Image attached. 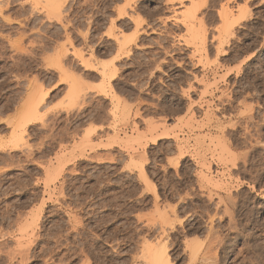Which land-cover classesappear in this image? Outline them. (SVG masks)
I'll return each instance as SVG.
<instances>
[{
    "label": "rangeland",
    "instance_id": "1",
    "mask_svg": "<svg viewBox=\"0 0 264 264\" xmlns=\"http://www.w3.org/2000/svg\"><path fill=\"white\" fill-rule=\"evenodd\" d=\"M61 1L0 13V264H264V0Z\"/></svg>",
    "mask_w": 264,
    "mask_h": 264
},
{
    "label": "bare ground",
    "instance_id": "2",
    "mask_svg": "<svg viewBox=\"0 0 264 264\" xmlns=\"http://www.w3.org/2000/svg\"><path fill=\"white\" fill-rule=\"evenodd\" d=\"M58 1H60V0H58ZM57 0H31V2L33 3V4H37V6H38V4H43L42 6L43 7H45L48 11H50L51 12V14L52 15H55V12H58L60 9H61V4H62V2L63 1H61V3L60 2H58ZM168 1H170V0H168ZM173 1V0H172ZM179 1V0H178ZM180 1H182V0H180ZM228 1V0H227ZM247 1V0H246ZM249 1H251V0H249ZM4 2H7V3H9V0H0V13L2 12V10H3V6H4ZM174 2H175V0H174ZM183 2V1H182ZM192 2V1H191ZM197 0H195V5H194V9L193 8H191V9H193L195 12H197L198 10H199V5H197ZM4 3V4H3ZM199 3V2H198ZM202 3V2H201ZM201 3H200V5H201ZM249 3V2H248ZM262 3V2H261ZM193 4H194V2H193ZM11 5V4H10ZM34 5V6H35ZM181 5V4H180ZM196 6V7H195ZM246 6V5H245ZM264 6V5H263ZM201 7H202V5H201ZM224 7V6H223ZM60 8V9H59ZM35 9V8H34ZM38 9V8H37ZM43 9V8H42ZM59 9V10H58ZM200 9H202V8H200ZM231 9H232V7H231ZM236 9H238L237 11H238V13H236V14H234L235 12H233V10L232 11H229V10H227V8H226V10H225V7H224V10L225 11H223V14L221 15V10L219 11V15H220V18L222 19L223 18V25L225 24L226 26V29L228 28V30H226L227 31V34H228V31L229 30H231V29H229L230 27H232L235 23H238V22H240V21H242L243 19H245L246 17H247V13H248V10H249V8H247V7H242V8H240V6H239V8L237 7ZM54 10V11H53ZM61 11V10H60ZM124 11V10H123ZM178 11V10H177ZM176 11V12H177ZM236 11V10H235ZM50 12H49V14H50ZM120 12V11H119ZM59 13V15H61L60 14V12H58ZM126 13V12H125ZM187 14L189 13V12H186ZM48 14V13H47ZM50 14V15H51ZM193 14H194V12H193ZM51 15V16H52ZM58 15V14H57ZM56 15V17H58ZM126 15V14H125ZM189 15L191 16V13H189ZM189 15H187V17L189 16ZM122 16V15H121ZM195 16V15H194ZM223 16V17H222ZM50 17V16H49ZM186 17V18H187ZM196 17V16H195ZM195 17H192L193 19L195 18ZM9 18V17H8ZM59 18V17H58ZM196 20H198V19H196ZM191 21V20H190ZM189 21V22H190ZM193 21V20H192ZM199 21H202L201 19L199 20ZM191 23H193V22H191ZM202 23V22H201ZM198 24H200V22H198ZM194 25V24H193ZM245 25V24H244ZM192 26V25H191ZM201 27V25L200 26H197V30L196 29H194L195 30V33H193V36L195 37V39H197V41H199L198 43H199V45H197L198 47H204L203 45V43L205 42L204 41V39H205V37H204V35H203V33H205V32H203L204 30L202 29V28H200ZM199 28H200V30H202V32L203 33H201L200 32V30H199ZM190 29H191V27H190ZM191 31V30H190ZM192 32V31H191ZM224 33H225V30H224ZM219 35H218V37H220V32L218 33ZM121 39V38H120ZM119 40V39H118ZM130 40V39H129ZM227 40V39H226ZM124 42L126 41L125 39L123 40ZM197 41H195V42H197ZM191 42H192V40H191ZM120 43V42H119ZM193 43V42H192ZM222 43V42H221ZM123 44V43H122ZM126 45V44H125ZM120 46H122V45H120ZM220 46H221V44H220ZM210 47V46H209ZM123 49H124V47H122ZM196 49V48H195ZM205 49H207V48H205ZM199 51H200V49H198ZM195 51H197V50H195ZM201 51H202V49H201ZM200 51V52H201ZM206 51V50H205ZM218 51V50H217ZM191 52H193V51H191ZM195 53V52H194ZM193 53V54H194ZM199 53V52H198ZM207 53V52H206ZM195 55V54H194ZM217 55V54H216ZM207 56V55H206ZM200 57H201V55H200ZM199 57V58H200ZM197 58V60H198V57H196ZM201 59V58H200ZM206 59V58H205ZM205 61H207V60H205ZM201 62V61H200ZM197 63H199L198 61H197ZM206 64H207V62H206ZM205 66V65H204ZM231 71V70H230ZM227 75V74H226ZM73 85V86H72ZM76 85V84H75ZM75 85H74V83L73 84H71V90L69 89V93H71V95L69 94V96H72L74 99H75V97H76V95H77V93H76V91H75V89H76V87H75ZM79 89V88H78ZM72 91V92H71ZM78 91V90H77ZM34 93H36V92H34ZM76 94V95H75ZM31 95H32V92H31ZM75 96V97H74ZM31 97V96H30ZM34 97V96H33ZM33 97H31V98H33ZM77 98V97H76ZM28 99V98H27ZM38 99H40L41 101L43 100L42 99V96L40 97L39 96V98H37V100ZM71 99V98H70ZM73 99V100H74ZM72 100V99H71ZM27 100L25 99V103H27L26 102ZM32 101V100H31ZM36 102V104H39L40 102H39V100L38 101H35ZM37 102H39V103H37ZM28 103H29V100H28ZM36 104H35V107H36ZM24 106V105H23ZM28 107V106H27ZM33 107V106H32ZM27 109V108H26ZM25 109V110H26ZM29 109H30V107H29ZM250 109V108H249ZM24 110V111H25ZM35 110V111H34ZM38 110V107H37V109H34V108H32V111H34L33 113H32V111H30V113H32L33 114V116H30V113H29V115H27V119L28 118H32V117H34L35 115H34V113L36 112ZM27 111H28V109H27ZM26 111V112H27ZM250 111V110H249ZM39 112V111H38ZM247 112V111H246ZM251 112V111H250ZM249 112V113H250ZM37 113V112H36ZM38 114V113H37ZM22 115V114H21ZM25 115V114H24ZM22 118H24V117H22ZM30 118V119H31ZM27 119H22V120H24V121H26L27 122ZM250 121V120H249ZM260 122V121H259ZM14 124V123H13ZM17 125V124H16ZM15 125V126H16ZM21 125V126H20ZM22 125H23V123H21L20 124V122L18 123V125L16 126V127H12L13 128V131L15 132V134L14 135H16L17 137H15V139H18L19 137H21L22 136V133H23V131H21L20 130V128L19 127H22ZM23 128V127H22ZM249 128V127H248ZM12 130V129H11ZM23 130V129H22ZM248 131H250V130H248ZM258 131V130H257ZM25 132V131H24ZM248 133V132H247ZM249 134V133H248ZM260 134V133H259ZM250 135V134H249ZM254 135V134H253ZM258 136V135H257ZM250 137V136H249ZM14 139V138H13ZM18 140H20V141H23V138L21 137V139L19 138ZM15 141H17V140H15ZM12 142V141H11ZM257 143H258V141H257ZM23 144V143H22ZM24 146H25V144H23ZM6 147V146H5ZM12 149V148H11ZM235 160H233L232 162L233 163H235L234 162ZM234 166H235V164H234ZM210 198V197H209ZM211 200V199H210ZM221 201H223L222 200V198L220 199ZM231 202V201H230ZM229 202V203H230ZM219 205V204H218ZM217 207V206H216ZM215 209V208H214ZM206 210V209H205ZM225 210V209H224ZM228 210V209H227ZM218 213H220V212H218ZM218 213H216L215 215H217ZM225 213V212H224ZM230 213H232V212H230ZM230 213H229V215H230ZM214 214V213H213ZM212 216V215H211ZM172 217V216H171ZM213 217V216H212ZM211 217V218H212ZM217 217V216H216ZM223 217V216H222ZM167 218V217H166ZM170 218V217H169ZM168 218V219H169ZM215 218V217H214ZM218 218H221V216L220 217H218ZM248 218V217H247ZM171 219H173V218H171ZM170 219V220H171ZM210 219V218H209ZM213 219V218H212ZM165 220V219H164ZM167 220V219H166ZM166 220L164 221V222H166ZM170 220H169V222H170ZM211 220V219H210ZM209 220V221H210ZM220 220V219H219ZM174 221V220H173ZM208 221V220H207ZM215 221V220H214ZM150 222V221H149ZM179 222V221H178ZM148 223V222H147ZM164 224V223H163ZM180 225V224H179ZM210 225V224H209ZM147 226H149V225H147ZM172 226V225H171ZM214 226V225H213ZM213 226H212V223H211V226H210V228H208L209 230V232L208 233H210L211 232V234L213 233L212 231H213ZM177 227V226H176ZM193 227V226H192ZM221 227V226H220ZM154 228V227H153ZM174 228V227H173ZM197 228V227H196ZM215 228V227H214ZM219 228V227H218ZM151 229V228H150ZM158 229V228H157ZM86 230V229H85ZM149 230V229H148ZM149 232V231H148ZM166 232V231H165ZM216 232V231H215ZM162 233V232H161ZM207 233V232H206ZM217 234V233H216ZM155 236V235H154ZM212 236V235H211ZM215 236V235H214ZM157 238V237H156ZM216 238V236L213 238V239H215ZM106 239V238H105ZM186 239V238H185ZM211 239V238H210ZM143 240H144V238H143ZM219 240V239H218ZM222 240V239H221ZM189 241L190 240H188V244H189ZM200 241V240H199ZM195 242H198V240H196ZM211 242H212V240H211ZM215 242V241H214ZM187 243V242H186ZM190 243H191V241H190ZM199 243V246L202 244V243H200V242H198ZM198 243H192V244H190V255H191V259L192 260H190V261H192V263L196 260V259H198V256H199V252H200V248H199V246H198ZM143 244V243H142ZM145 244H146V242H145ZM188 244H186L187 246H189ZM208 244V243H207ZM210 244V243H209ZM186 245H185V247H186ZM213 245V244H212ZM254 245V244H253ZM165 247V245H162V244H160V243H157V244H146V246H145V251L143 250V252H141V256H143L145 259H144V261L143 262H146L145 264H170L169 263V256H167V253H166V249H164V247ZM202 246V245H201ZM200 246V247H201ZM211 246V245H210ZM142 247H143V245H142ZM206 248H208L207 246H206ZM205 248V249H206ZM210 248V247H209ZM144 249V248H143ZM217 249V248H216ZM252 250V249H251ZM261 251V250H260ZM213 252V251H212ZM211 252V253H212ZM204 253V252H203ZM209 253V252H208ZM144 254V255H143ZM206 254V253H205ZM253 254V253H252ZM262 254V253H261ZM244 255V254H243ZM256 255V254H255ZM247 256V255H246ZM143 257H141V258H143ZM213 257H214V255H213ZM205 260L204 259H202V257L200 258V259H202V260H204V261H207L208 260V258L206 259V255H205ZM136 259V258H135ZM214 259V258H213ZM245 259V258H244ZM243 259V260H244ZM143 260V259H142ZM140 261V260H139ZM198 261V260H197ZM248 261V260H247ZM242 262V261H241ZM89 263V262H88ZM141 263V262H140ZM212 263V262H211ZM216 263V262H215ZM217 264V263H216Z\"/></svg>",
    "mask_w": 264,
    "mask_h": 264
}]
</instances>
